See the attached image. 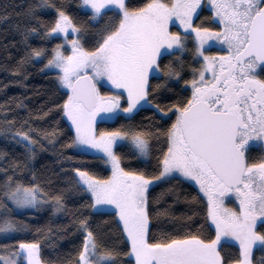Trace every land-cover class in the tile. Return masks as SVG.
<instances>
[{
	"label": "snow or ice",
	"instance_id": "6c2138e0",
	"mask_svg": "<svg viewBox=\"0 0 264 264\" xmlns=\"http://www.w3.org/2000/svg\"><path fill=\"white\" fill-rule=\"evenodd\" d=\"M9 7L0 88L37 63L55 87L38 109L0 102V138L22 149L0 147V264H264V0ZM44 209L69 224L25 217Z\"/></svg>",
	"mask_w": 264,
	"mask_h": 264
},
{
	"label": "trees",
	"instance_id": "16d2710c",
	"mask_svg": "<svg viewBox=\"0 0 264 264\" xmlns=\"http://www.w3.org/2000/svg\"><path fill=\"white\" fill-rule=\"evenodd\" d=\"M28 0H0V9L5 8L6 6L9 7L10 11H20V8L16 7L17 5H26ZM57 3L60 4H68L71 5L73 9H75L78 4L79 0H57ZM82 15V13H81ZM15 19V17L13 18ZM8 29V31H5ZM11 26L8 24H0V39H2L4 36H7L9 40L13 39H19V36H17L13 31L10 30ZM34 44L38 43L36 39H33L32 41ZM12 52V57L6 58V53L0 49V64L7 63L8 65L15 64L16 59H18L19 49L17 48H10L9 49ZM216 49H213L215 51ZM40 65L37 63L35 67H29L28 71L31 73V75L28 77V79L25 81L27 84V88H25L23 85H10L7 90H3L0 88V102H3L11 97H19L24 96L27 98V102L34 108L38 109L42 103V101L52 99V92L54 91V85L50 82V76L48 75H41L38 71ZM11 75L2 69H0V85L3 83H7L9 79H11ZM17 114V113H13ZM22 114V113H21ZM149 116V111H144L140 113L139 116L136 117V121L139 122L142 118H146ZM57 119H59L56 115H52L51 119L47 122H40L41 127H49L50 124L54 123ZM123 121H118L117 123H121ZM61 127L64 126V121H61ZM115 126L112 123H105L102 124L101 127H113ZM66 130V129H65ZM0 147H8L10 151H14L16 155H19L22 149L17 146L14 150L11 148L10 145L7 144V142L0 138ZM52 154L50 152L44 153L41 155V157L38 160L37 168L41 171L47 173L48 169L52 168V160H51ZM187 185H181V189H187ZM74 199V198H70ZM80 201H77L79 203ZM74 205L70 204V207H73ZM184 206L181 203L180 205H177V211H183ZM25 217L29 220L32 224H48L51 222L53 226H67L69 224V220L71 219V215L69 214L67 217L64 215H58L57 217H52L51 210L50 209H44L40 210L35 216L29 215L25 213ZM22 217V218H25ZM113 237L116 236V233H112ZM24 238V237H21ZM77 241L75 238L71 235L66 237L63 240L57 239L54 244L46 245L45 246V255L46 256H56V255H64L68 251L71 250L73 243H76ZM56 249L59 250V252L56 251ZM259 255V254H258ZM125 264H127L126 258Z\"/></svg>",
	"mask_w": 264,
	"mask_h": 264
}]
</instances>
